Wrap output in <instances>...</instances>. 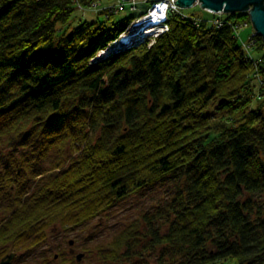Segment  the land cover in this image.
I'll return each instance as SVG.
<instances>
[{"label":"trees","instance_id":"trees-1","mask_svg":"<svg viewBox=\"0 0 264 264\" xmlns=\"http://www.w3.org/2000/svg\"><path fill=\"white\" fill-rule=\"evenodd\" d=\"M91 1L0 0V259L32 264L50 226L169 182L146 238L135 221L101 259L130 262L145 240L155 264H264V107L231 21L170 13L150 48L95 60L128 20L72 26Z\"/></svg>","mask_w":264,"mask_h":264},{"label":"rangeland","instance_id":"rangeland-1","mask_svg":"<svg viewBox=\"0 0 264 264\" xmlns=\"http://www.w3.org/2000/svg\"><path fill=\"white\" fill-rule=\"evenodd\" d=\"M154 1L155 0H92L89 5L80 2L77 4V9H75L73 13L74 19L72 26H76L84 20L93 21L96 17H111L115 20L125 18L126 21L128 20V24L124 28L125 30L127 27L133 25L132 22L135 19H140L143 22L148 21L144 17L149 13V8ZM192 5L185 7L176 4L175 6L178 10L173 11L171 9L168 15L170 13H176L183 19L192 20L196 25L205 22L210 26H214L216 25L214 22L215 20H230L233 25L234 35L237 37L239 44L247 55V58L251 61L249 71L252 80L251 87H253L256 92L258 90V93L252 98V102L254 104L262 102L264 107V73L260 72L259 67L264 52V40L259 41L257 39L258 35L251 20L250 9L237 12L209 11L202 7L199 0H195ZM166 25L167 30L165 27H162L165 31L161 32L158 29L156 30V33H150L147 29L141 30V26L136 27L137 30H141V33L145 32V34L149 36L148 40H150L151 43L148 45L145 44L144 38H141L140 35L136 39H134L135 36L132 34L130 35L134 39L133 41L136 42L135 45L142 48H148L150 44L155 43L157 37L169 30V24ZM122 33L123 32H121V34ZM117 38L113 39V44L111 45L115 49L121 48L116 45L118 42ZM105 56H107L105 48H101L97 51L94 59L97 60ZM175 188V184L169 182L163 185H154L153 187L134 193L130 197L119 201L103 215L95 217L83 225L68 228L61 227L58 224L50 226L47 242L40 245V247L32 253L34 255V261L32 264H42L41 259H44V257L48 258L49 264H61L62 258L59 257L56 260L53 259L52 255L54 253H61L63 255V258L66 259L64 264H71L70 259H73L75 263V254L69 252V245L67 243V240L69 239H74L75 241L73 245L75 252L83 251L86 253V257L75 264H117L115 261H104L101 259L96 248L100 245L107 246L111 243L115 234L120 232L126 226L132 225L135 221L142 223V235L140 234V237L142 236L141 238H146V236L143 235V233L147 235L143 218L145 213L153 212L163 203L168 195L175 191ZM146 244L147 242H145V240L140 244L139 249L141 250V248H143L144 250L143 253L140 254L143 255H140L139 252H137L130 262H125L123 264H155V259H158L161 251L157 249L152 251L149 249L145 250L144 247ZM22 257H19L21 260L17 258L12 264H27L30 262L28 256L25 255L23 258Z\"/></svg>","mask_w":264,"mask_h":264},{"label":"water","instance_id":"water-1","mask_svg":"<svg viewBox=\"0 0 264 264\" xmlns=\"http://www.w3.org/2000/svg\"><path fill=\"white\" fill-rule=\"evenodd\" d=\"M195 0H175L181 6H191ZM202 7L208 8L215 12H237L250 9V16L256 32L263 37L264 40V0H199ZM251 6V8H250ZM70 245H73L74 240L70 239ZM74 250L71 249V252ZM14 253L6 254L1 258L0 264H8ZM84 256L83 252H78L75 255L77 261H80Z\"/></svg>","mask_w":264,"mask_h":264},{"label":"built area","instance_id":"built-area-1","mask_svg":"<svg viewBox=\"0 0 264 264\" xmlns=\"http://www.w3.org/2000/svg\"><path fill=\"white\" fill-rule=\"evenodd\" d=\"M177 3L174 2V0H155L154 2H152L151 7L149 8V13L147 14V16H145L144 18H146V22H143L140 19H135L132 23L133 25L131 27H127L124 31H122L123 33L119 34V37L117 38V44L121 43V41L124 40V37H127L128 40H134L136 39L139 35L143 36L145 34V32L141 33V30H146L150 31V32H155L156 30H160L161 32H164V28H167L166 24H168V13L169 11L172 9L174 10H178V8L175 6ZM193 6V5H192ZM153 9V11H151L150 9ZM205 9V8H204ZM206 10L212 11L208 8H206ZM151 11V12H150ZM222 12V11H220ZM143 18V17H142ZM216 23V25H221L222 22L224 21H220V20H215L214 21ZM141 26V30H137L136 27ZM149 28V29H148ZM167 30V29H166ZM146 31V32H147ZM132 34L134 37V39L132 38V36L130 35ZM137 35V36H136ZM126 43V42H125ZM113 43H111L109 45V47L112 45ZM112 47V46H111ZM114 47H112L111 49H113Z\"/></svg>","mask_w":264,"mask_h":264},{"label":"bare ground","instance_id":"bare-ground-1","mask_svg":"<svg viewBox=\"0 0 264 264\" xmlns=\"http://www.w3.org/2000/svg\"><path fill=\"white\" fill-rule=\"evenodd\" d=\"M250 8H251V6H250ZM151 11H153V9L151 8L150 9ZM150 11V12H151ZM150 33H152V32H150ZM149 36L148 35H146V34H144L143 36H142V38H144V40H145V44L146 45H148L149 43H151V41L150 40H148L149 38H148ZM117 38V37H116ZM113 42V39L109 42V44H111ZM126 42V43H125ZM135 41H133V40H128L127 39V37H124V40L123 41H121V43H119L118 44V46H120L121 48H117V49H115V48H113V49H111V47L109 48L108 46L107 47H105V52H106V55H108V54H110V53H112V52H115V51H120V50H123L124 48H126V47H131V46H137L138 47V45H135ZM153 44V43H152ZM152 44H150V46L148 47V48H150L151 46H152ZM125 45H127V46H125ZM109 48V49H108ZM111 49V50H110ZM111 51V52H110ZM110 52V53H109Z\"/></svg>","mask_w":264,"mask_h":264}]
</instances>
